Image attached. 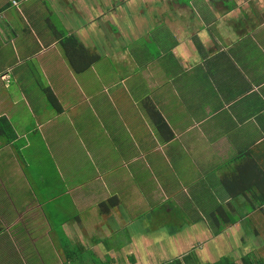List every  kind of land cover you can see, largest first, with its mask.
Wrapping results in <instances>:
<instances>
[{"label": "crops", "instance_id": "1", "mask_svg": "<svg viewBox=\"0 0 264 264\" xmlns=\"http://www.w3.org/2000/svg\"><path fill=\"white\" fill-rule=\"evenodd\" d=\"M11 1L0 264H260L264 0Z\"/></svg>", "mask_w": 264, "mask_h": 264}, {"label": "rangeland", "instance_id": "2", "mask_svg": "<svg viewBox=\"0 0 264 264\" xmlns=\"http://www.w3.org/2000/svg\"><path fill=\"white\" fill-rule=\"evenodd\" d=\"M182 2H186V1H188V0H181ZM8 2H11L12 3V1L11 0H0V7L1 6H4L5 4H7ZM199 6H200V8H202V10H204V9H206V7L207 6H205L204 5V3L203 2H199ZM20 8H21V5H20ZM12 9H14V8H12ZM12 9H6V10H4V15H6L8 18L10 17V15H12L13 14V10ZM43 10V12H44V9H42ZM15 12L16 13H18L16 10H15ZM4 15L1 17L2 18V20H0V21H3L4 19H6V17L5 18H3L4 17ZM16 16H17V18L18 19H20V16L18 15V14H16ZM52 22H53V25H54V29H55V31H56V33L55 32H52V30L51 29H49V28H47L46 27V30H47V34L45 35V37L43 38L42 37V33H41V31L39 32V35H37V37L38 38H40L42 41H43V43H45L47 40H54L55 39V36L57 37V35H55V34H57V33H59V34H61L62 32H65V27L63 26V24L55 17V16H53L52 15ZM21 20V19H20ZM22 21V20H21ZM23 23V22H22ZM23 25H25V24H23ZM64 30V31H63ZM167 34V33H166ZM165 34V35H166ZM47 37H49V38H47ZM46 44V43H45ZM152 47H154L153 45H152ZM35 48V50H38V49H42V48H45V45H42V47H40L38 44H35V42L33 43V49ZM148 48H149V50H150V46L148 45ZM61 50H62V48H60ZM64 50V49H63ZM54 49H50V51L49 52H52V53H54ZM49 52H47L46 54H48ZM66 54L64 53L63 54V51L60 53V56H61V58L62 59H65L64 58V56H65ZM22 54L20 53V56H19V59H20V63H19V65L17 66V67H19V68H25L27 65H25L27 62L25 61V59H22ZM12 56L10 55V53H9V58H11ZM15 58V57H14ZM22 60V61H21ZM18 62V61H17ZM35 64L37 65L38 63L37 62H35ZM35 64H33V63H28V66L29 67H31L32 69H33V66L35 65ZM18 68V69H19ZM114 75V74H113ZM126 85H129V82L126 84ZM19 87H21V85H18ZM11 87H16V85H12ZM5 88V85H0V98L2 97V95L3 94H5L6 93V90L4 89ZM32 89H34L35 90V93H37V95L39 94V95H41L43 98H45V99H47V93L45 92V90H42V88H41V86L40 85H32ZM0 112H2V109H0ZM88 113V112H87ZM156 157H158V156H156ZM128 174V173H127ZM126 177H128V176H126ZM129 178V177H128ZM19 189H21V187H19V186H16L15 187V190L17 191V190H19ZM150 189H152V186L150 187ZM150 191V190H149ZM146 195V194H145ZM144 195V198H143V210H144V212L143 213H146V209H147V207H146V203H145V201H147L148 199H147V197ZM20 196V195H19ZM143 197V196H142ZM49 204V206L51 207V209L52 210H57V208L55 207V203H53V202H49L48 203ZM163 206H167V205H163ZM62 212V211H61ZM63 213V212H62ZM61 213V214H62ZM143 218V217H142ZM145 218V217H144ZM83 219H86V218H83ZM90 225V224H89ZM264 227V226H263ZM121 233H123V232H121ZM264 234V233H263ZM118 235H116L114 238H116ZM121 237H123V234H121ZM262 254H263V256H264V252H261ZM258 260H260L261 261V263L260 264H264V257H262V256H257L256 257ZM217 264H220L219 262L217 263Z\"/></svg>", "mask_w": 264, "mask_h": 264}, {"label": "trees", "instance_id": "3", "mask_svg": "<svg viewBox=\"0 0 264 264\" xmlns=\"http://www.w3.org/2000/svg\"><path fill=\"white\" fill-rule=\"evenodd\" d=\"M63 43L66 44V48H65L66 51L68 50L67 45L68 46L71 45V47H74V48L77 47L78 49H82V44L79 41H77L76 38L68 37ZM67 54L70 55L69 52ZM98 59H99V55H96V54L92 55V56L89 57V62L88 63L91 64L92 62H95ZM48 96H49L50 102H52L53 104L58 103L55 100V97L52 95L50 90H48ZM262 202L264 204V200ZM132 257H133L132 261H134L135 258H134V256H132ZM244 261H245L244 264H249L250 260L244 259ZM219 263L220 264H235L229 257H223ZM254 264H256V263H254Z\"/></svg>", "mask_w": 264, "mask_h": 264}, {"label": "built area", "instance_id": "4", "mask_svg": "<svg viewBox=\"0 0 264 264\" xmlns=\"http://www.w3.org/2000/svg\"><path fill=\"white\" fill-rule=\"evenodd\" d=\"M14 4L17 5L18 2L17 1H14ZM1 17H2V14H0V19H2Z\"/></svg>", "mask_w": 264, "mask_h": 264}]
</instances>
